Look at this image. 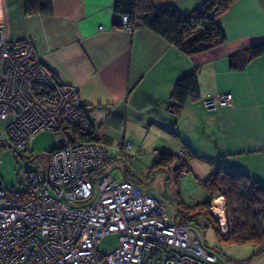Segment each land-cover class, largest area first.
Returning a JSON list of instances; mask_svg holds the SVG:
<instances>
[{"label": "crops", "instance_id": "0c3cea01", "mask_svg": "<svg viewBox=\"0 0 264 264\" xmlns=\"http://www.w3.org/2000/svg\"><path fill=\"white\" fill-rule=\"evenodd\" d=\"M49 1L52 13L46 15L24 14L22 0H1L5 36L31 39L43 67L59 83L77 88L99 140H112L111 123L125 130L130 116L141 113L148 123L172 129L173 136L153 150L154 158L157 151L174 155L187 148L194 152L185 160L188 172L179 176L198 171L203 177L216 163L242 170L264 185V51L242 69H230L227 60L228 55L264 41V0L235 1L218 18L225 41L192 55L183 54L146 27L131 31L112 27V0ZM154 1L175 4L186 12L203 0ZM193 68L198 94L172 113L167 107L173 81ZM223 93L231 94L229 103L212 110L202 106L206 95ZM168 138L175 140L170 143ZM122 175L133 180L125 169ZM242 248L247 256L231 259L246 260L256 245ZM216 264L228 263L217 260ZM244 264H264V249Z\"/></svg>", "mask_w": 264, "mask_h": 264}, {"label": "built area", "instance_id": "2783aa9c", "mask_svg": "<svg viewBox=\"0 0 264 264\" xmlns=\"http://www.w3.org/2000/svg\"><path fill=\"white\" fill-rule=\"evenodd\" d=\"M4 28L0 22V120L8 118L0 148L23 158L31 135L44 129L57 147L41 165L17 170V189L0 187V264H216L204 239L167 221L153 195L102 172L113 149L81 137L89 123L77 89L55 84L31 41L8 40ZM230 101L223 93L201 104L212 110ZM107 234L117 241L104 253L97 244Z\"/></svg>", "mask_w": 264, "mask_h": 264}, {"label": "trees", "instance_id": "16d2710c", "mask_svg": "<svg viewBox=\"0 0 264 264\" xmlns=\"http://www.w3.org/2000/svg\"><path fill=\"white\" fill-rule=\"evenodd\" d=\"M235 1L237 0H203L195 7L184 12L175 4L160 5L154 0H112L111 26L121 28L120 19L125 17L127 18V26L132 28L129 31L146 27L183 54L192 55L212 49L225 41V35L218 24V18ZM22 11L24 14L38 12L49 15L52 13V8L49 0H22ZM29 40L32 43V40ZM263 51L264 41L253 43L242 51L228 55V66L230 69H242L250 59L262 54ZM49 76L55 84H62L52 74ZM198 88L196 68L176 77L172 85L171 102L168 104V110L172 113H178L188 98L197 96ZM87 121L89 131L86 136L81 137L98 141L100 138L95 136L88 117ZM75 134L79 136L76 131ZM103 141L106 143L104 139ZM182 150L184 160L181 165L187 167L185 160L187 156H193L194 152L187 148H182ZM119 151H122V149L119 148ZM172 157L173 155L170 153L157 151L156 159L149 168H158V170L166 171L169 174L170 171L164 170V167L169 164ZM125 172L128 171L125 169ZM129 172L128 174H130ZM132 178L133 180H128L136 186L141 188L144 185L143 180L139 177L135 178V175H133ZM199 182H201L199 184L202 188L209 193L208 198L197 202L192 207L178 205L175 217L169 222L186 226V221L191 220L194 215L202 213L207 225H213L214 218L212 220L210 215V201L215 194L221 196L224 201L223 213L226 235H222L219 229L214 227L218 237L231 244L256 245V249L246 260L236 261L226 257V261L228 264L247 263L264 249V185L242 170L228 168L216 163H212L206 178ZM197 207L199 208L198 212L190 215V210ZM212 252L216 255L217 251L212 250Z\"/></svg>", "mask_w": 264, "mask_h": 264}, {"label": "rangeland", "instance_id": "374dc122", "mask_svg": "<svg viewBox=\"0 0 264 264\" xmlns=\"http://www.w3.org/2000/svg\"><path fill=\"white\" fill-rule=\"evenodd\" d=\"M0 22H2L3 26H5V33L6 24L1 18ZM121 28L125 29L123 25ZM35 58L39 61L36 54ZM48 74L51 75L50 73ZM36 87H38L39 90L41 86ZM129 119L130 121L126 123L127 127L125 130L118 128L120 127L119 123H115L114 125L112 123L110 124L109 131L111 134H109L112 136V140L106 141V143L103 140H98L100 143H104L113 149L111 150L112 157H110V160L106 165H104L102 172L104 174L109 172L110 175L126 179L122 175L124 169H126L128 172L130 171L132 176L135 175V178L139 177L142 179L144 185L141 187V189L152 194L154 198H156L161 203L165 209L164 211L166 212V219L168 221H171L175 217L178 205L181 207H192L195 206L197 202L206 200L209 193L202 188L201 184H199L201 182L199 181H202L204 178H206L205 176H207V174L202 175L203 177H201V175H198V171H196L197 174L194 173V175L179 176L180 174H186L189 170L188 166L186 167L185 165H181L184 159V152L182 149L177 151L169 162L170 167L167 169L169 171L171 170L169 174H167L168 172L166 171L163 172V170H158V168H155L156 170L149 168V166L156 159L154 158V155H151L154 152L153 150L160 148L166 138L173 134L171 133L172 129H166L164 126L167 125L165 124L157 122L148 123V120H146L144 115L141 113H134ZM7 123L8 118L5 120H0V131L2 132V135L5 139L6 135L4 133V127ZM117 125L118 127H116ZM163 131H165V134L160 136L163 134ZM122 134H124V138L121 141ZM169 140L172 141L170 143H173L175 139L170 138ZM120 142H122L121 145ZM127 143H129L128 147L126 146ZM56 146L57 143L54 138V133L48 129L38 130L31 135L28 140V148L31 151L27 155L23 153V158H19L16 155L17 159H15L11 148L6 145L2 146L0 148V187L3 189H17V170L34 168L36 167V164L37 166L41 165L45 160V155ZM119 148L120 150L122 149V151H119ZM115 150L116 152L113 153ZM155 154H157V152ZM171 162L173 164L177 163V165L172 168L173 164ZM95 176L96 173L93 174V177ZM176 176H178L177 180L175 179ZM169 183L174 186L175 191L169 187ZM218 197L221 196L215 194L210 201V215L212 220L214 218L213 225H207L202 213L196 214L191 220H188L185 223L188 233L190 235L204 239L211 250H214L215 252L217 251L216 255L219 261L227 260L226 257L236 259L239 258L238 260H240L247 256L243 255V249L245 248H242V245L231 244L221 240L214 229V227H216L219 229L222 235H226L225 221L224 224L222 222L224 218L222 220L219 215L212 211V203ZM198 209V207L192 208V210H190V215L198 212ZM223 217H225L224 213ZM116 241L117 236L115 234H107L103 236L98 242L97 248L101 252L107 253L113 249Z\"/></svg>", "mask_w": 264, "mask_h": 264}, {"label": "bare ground", "instance_id": "6f19581e", "mask_svg": "<svg viewBox=\"0 0 264 264\" xmlns=\"http://www.w3.org/2000/svg\"><path fill=\"white\" fill-rule=\"evenodd\" d=\"M212 211L221 217L223 220V199L218 197L213 201Z\"/></svg>", "mask_w": 264, "mask_h": 264}]
</instances>
